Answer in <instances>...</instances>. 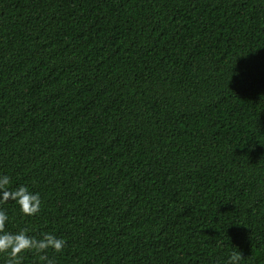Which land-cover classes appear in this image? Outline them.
<instances>
[{
	"label": "trees",
	"instance_id": "obj_1",
	"mask_svg": "<svg viewBox=\"0 0 264 264\" xmlns=\"http://www.w3.org/2000/svg\"><path fill=\"white\" fill-rule=\"evenodd\" d=\"M0 174L54 264H264V0H0Z\"/></svg>",
	"mask_w": 264,
	"mask_h": 264
},
{
	"label": "clouds",
	"instance_id": "obj_2",
	"mask_svg": "<svg viewBox=\"0 0 264 264\" xmlns=\"http://www.w3.org/2000/svg\"><path fill=\"white\" fill-rule=\"evenodd\" d=\"M10 177L0 174V204L14 201L25 216H34L40 212L41 197L38 192L31 191L27 186H10ZM9 221L7 212L0 208V254L5 257L4 264H21L22 254L34 252L38 264H54L47 255L49 250L61 252L66 241L51 232H45L37 237L30 235L27 229L15 232L7 231L6 224ZM241 254H233L229 257L228 264H238Z\"/></svg>",
	"mask_w": 264,
	"mask_h": 264
}]
</instances>
